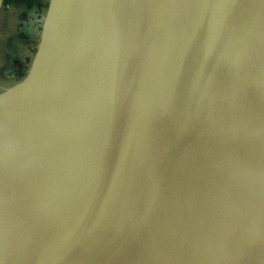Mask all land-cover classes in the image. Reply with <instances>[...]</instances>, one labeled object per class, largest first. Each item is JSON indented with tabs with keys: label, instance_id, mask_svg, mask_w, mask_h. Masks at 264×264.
Segmentation results:
<instances>
[{
	"label": "water",
	"instance_id": "water-1",
	"mask_svg": "<svg viewBox=\"0 0 264 264\" xmlns=\"http://www.w3.org/2000/svg\"><path fill=\"white\" fill-rule=\"evenodd\" d=\"M0 264H264V0H48Z\"/></svg>",
	"mask_w": 264,
	"mask_h": 264
},
{
	"label": "crops",
	"instance_id": "crops-1",
	"mask_svg": "<svg viewBox=\"0 0 264 264\" xmlns=\"http://www.w3.org/2000/svg\"><path fill=\"white\" fill-rule=\"evenodd\" d=\"M47 5L48 0H4L0 11V45L3 44L0 50L3 49L5 52L11 50L12 64L14 59L20 61V64L17 70L8 69L1 73V78L4 80L1 82V90L19 81L28 70L32 59L28 42H34L33 51L35 52V43L38 42L41 20L45 15ZM6 33H12V36L3 37ZM10 41L12 46L8 44ZM24 48L28 50V53L22 51ZM14 51H16L15 55ZM19 51L24 54L19 55L17 53ZM9 76L12 81L6 84Z\"/></svg>",
	"mask_w": 264,
	"mask_h": 264
},
{
	"label": "rangeland",
	"instance_id": "rangeland-1",
	"mask_svg": "<svg viewBox=\"0 0 264 264\" xmlns=\"http://www.w3.org/2000/svg\"><path fill=\"white\" fill-rule=\"evenodd\" d=\"M5 36H7V37H11L12 36V33H6L5 35H3V37H5ZM38 41V40H37ZM34 42H31V41H29L28 42V44H29V46H30V48H31V50L29 51V53H30V56H31V58H32V56H33V53H34V51H33V46H34V44H33ZM38 43V42H37ZM37 43H35L36 45H37ZM10 46H12L11 45V41L8 43ZM2 46H3V44L2 45H0V48H2ZM36 47V46H35ZM36 49V48H35ZM34 49V50H35ZM23 52H27L28 50H26V48H24L23 50H22ZM22 51H19V52H17V53H19V55H22V54H24ZM10 52H12L11 50H8L7 52H5V51H3V49L2 50H0V90H1V88H2V84H1V82L2 81H4L2 78H1V73L2 72H4V71H7L8 69L10 70V69H12V70H17L18 68H19V62L20 61H18V60H15L14 59V61H13V64H12V59H11V57H10ZM15 52L16 51H14L13 52V54L15 55ZM7 53H9V55H7ZM28 53V52H27ZM10 81H12V80H10V76L8 77V79L6 80V84H9V83H11ZM5 85V84H4Z\"/></svg>",
	"mask_w": 264,
	"mask_h": 264
}]
</instances>
